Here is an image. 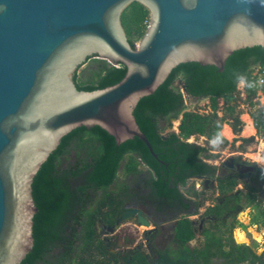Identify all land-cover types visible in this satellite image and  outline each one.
Instances as JSON below:
<instances>
[{
    "label": "water",
    "instance_id": "water-1",
    "mask_svg": "<svg viewBox=\"0 0 264 264\" xmlns=\"http://www.w3.org/2000/svg\"><path fill=\"white\" fill-rule=\"evenodd\" d=\"M132 2L149 13L133 46L122 21ZM254 46L264 48L261 0H0V264H21L33 249L34 178L64 135L98 125L117 145L137 136L157 158L133 114L140 98L182 62L224 70L235 51ZM90 56L122 62L124 77L77 89L74 73ZM174 86L186 102L180 115L208 99L190 95L180 79ZM134 218L136 226H151L127 208L105 233Z\"/></svg>",
    "mask_w": 264,
    "mask_h": 264
},
{
    "label": "trees",
    "instance_id": "trees-1",
    "mask_svg": "<svg viewBox=\"0 0 264 264\" xmlns=\"http://www.w3.org/2000/svg\"><path fill=\"white\" fill-rule=\"evenodd\" d=\"M148 20V10L138 2H132L124 10L122 21L132 46L145 32ZM91 58L95 64L87 69L84 79H81L78 68ZM84 62L74 73V82L79 90L90 91L118 83L127 71L122 62L112 64L95 56L88 57ZM258 64H264V48L261 46L235 51L228 58L224 70L212 64L182 62L169 72L152 94L140 98L133 114L158 157L170 160L168 168L174 169L175 160L183 158L184 153L185 156L189 155L190 162H196V152L203 149L200 145L183 141L181 136L196 132L214 139L221 134L223 143H227L228 139L221 133L225 120L234 130H241L243 122L237 105L226 103L225 112L220 115L219 101L225 94L239 95L240 80L248 79L252 67ZM178 77L186 78L191 93L211 97L209 105L212 111L184 112L179 133H171L167 139H163L157 130V117L176 115L185 106L183 94L172 85ZM253 116L259 131L264 127V106L256 109ZM71 148L75 150V157L64 165L62 157ZM165 148L170 149L169 155L161 153ZM125 158L123 166L126 174L137 176L141 172L140 164L146 163L151 168L154 177L150 178V186L156 195H160L163 165L137 136L117 145L114 137L98 125H80L62 137L58 147L41 165L34 178L33 196L38 208L33 226L34 246L21 264H117L113 253L99 238L95 224L99 220L111 225L121 212L129 185L121 184L119 192H112L108 188L117 179ZM197 163V168L201 169L203 163ZM183 168L186 171L187 166ZM135 181L138 187L145 189V177L140 181L136 178ZM95 190L102 191V194L88 209L87 204L91 203L92 191ZM176 234L181 236L185 248L178 255L162 253L159 259L161 264H200L201 257L208 258L212 253L223 256L230 264H242L247 259L250 260L249 264H264V261L260 262L264 254H256L247 244L232 242L231 248L226 250L221 243L214 242L211 253L208 249H189L186 244L194 236L189 222H180ZM55 250L58 251L55 258L46 260V256L55 253ZM96 256L99 260L95 259ZM131 264L148 263L142 255H138Z\"/></svg>",
    "mask_w": 264,
    "mask_h": 264
},
{
    "label": "flooded vegetation",
    "instance_id": "flooded-vegetation-1",
    "mask_svg": "<svg viewBox=\"0 0 264 264\" xmlns=\"http://www.w3.org/2000/svg\"><path fill=\"white\" fill-rule=\"evenodd\" d=\"M179 79L187 85L190 95L200 98L207 96V101L211 103V97L207 94L191 93L186 78H176L172 84L174 88L179 89L183 94L181 87L174 86V83ZM233 95L235 97L230 103H235L237 99L238 94ZM196 106L191 105V110ZM183 109L176 115L157 117L158 133L168 131L165 138L159 133L163 139H167L171 133H179L180 130L170 127L166 123L179 117L182 118L183 115L180 113ZM188 138H192V136ZM188 138L181 136L183 141L199 145ZM201 151L196 152V162H190L189 155L185 156L184 153L183 158L175 160L174 169L168 168L170 160L158 157L157 154L156 159L163 165L160 195H156L155 190L150 186V178L154 175L146 163L145 168L140 167L141 172L137 176L129 175L131 180L125 183L129 185L128 196L122 204L121 212L127 208L137 209L150 222L151 226L139 234L133 228L136 220L134 218L120 224L118 229L108 235L105 233L106 224L97 220L95 227L99 238L113 253L117 264H128L129 259L131 264L138 255H142L148 264L153 262L161 264L159 259L162 253L164 255L167 252L171 256L180 254L185 248L182 245L181 236L176 234L180 222H189L194 236L188 240L186 246L193 251L208 249L211 253L214 242L221 243V246L226 250L230 249L232 242L239 244L236 242L238 237L235 235L240 229L239 232L245 236L247 241V243L241 244L249 245L258 255L264 254V251L258 253L250 243H259L255 233L259 232V223L264 224V207H262V202H264V165L256 159L246 156L243 152H230L223 157L216 158L215 156L205 157ZM161 153L169 155L170 149L165 148ZM198 161L203 163L201 169L197 168ZM185 166H187L186 171L183 168ZM135 177L139 181L145 177V189L136 185L138 180L136 182ZM247 210L248 212H246ZM244 217L248 218L253 225H257V232L254 229H249L242 222ZM99 227L102 228L101 233L98 232ZM121 227H125V230H121ZM129 243H132L133 246L129 247ZM200 261V264H216L217 261H219L218 264H230L223 256L213 253L209 254L208 258L201 257ZM262 261H264V256L260 262ZM249 263V259L242 262V264Z\"/></svg>",
    "mask_w": 264,
    "mask_h": 264
},
{
    "label": "rangeland",
    "instance_id": "rangeland-1",
    "mask_svg": "<svg viewBox=\"0 0 264 264\" xmlns=\"http://www.w3.org/2000/svg\"><path fill=\"white\" fill-rule=\"evenodd\" d=\"M138 41V40H137ZM137 41L135 42L137 44ZM95 64L93 59H88L86 62H84L79 68V75L81 79H84L85 73L87 72V69ZM242 84L239 83L238 90L240 91V94L237 96V99L235 101V104L237 105V110L241 111L240 118L242 120V128L240 131L234 130L232 125L225 120L223 123V127L221 129V133L228 139L227 143H221L218 146H213L210 142L213 139H208L205 135H199L198 133H192L190 135H183L184 137L193 140L194 142H197L200 146L203 147L201 154L205 157H212L215 156L216 158L218 157H223L227 155L230 152H243L246 156L250 157L251 159H256L260 164L264 165V127L261 128V130L258 131L256 124H255V119L253 116V113L255 112L256 109L260 108L261 106H264V95L260 93H255V94H247L245 91L242 90ZM225 101L220 98L219 101V110L218 113L222 115L225 112ZM192 110L194 111H200V112H208L212 111L211 105H209V102L207 100H203L200 103H197L196 107H193ZM252 121V126H254V132H245V127L248 124V121ZM181 121V118L173 119L170 121H167V125H170V127H176L177 130H180L179 128V123ZM228 127V128H227ZM75 150L70 149L67 154H65L62 157V163L64 165H67L70 161H72L75 157ZM126 158L122 161V164L119 168V174L117 179H115V182L108 188L112 192H118L120 189L121 184H125L131 180L129 177V174H126L124 171V166L123 163L125 162ZM140 167H144V164H140ZM102 194V191L100 190H95L92 191V198H90L91 203L87 204L88 209H90L95 202V199L99 197ZM262 207H264V202H262ZM248 212V210L246 211ZM242 222L247 225L249 229H254L257 232V225H253L252 222L248 218H242ZM256 222V221H253ZM259 233L260 235L264 236V224L259 223ZM134 229L138 231L140 234L142 230L147 228L146 226H133ZM121 230H125V227H121ZM240 230V229H238ZM255 233V236L258 234ZM110 235V233H107ZM236 234V232H235ZM237 236V234L235 235ZM237 242V240H236ZM241 243H247V242H241ZM239 243V244H241ZM253 244V246L256 248L257 252L259 249H262L264 246V239L259 241V243ZM129 247L133 246L132 243L128 244ZM110 247V245H109ZM56 253L58 251L55 250V253H50L46 256V260H53L56 256ZM95 253V252H94ZM258 253H261L259 251ZM95 259L99 260V258L96 256ZM219 261L216 262L218 264ZM38 264H46L45 262H40Z\"/></svg>",
    "mask_w": 264,
    "mask_h": 264
},
{
    "label": "built area",
    "instance_id": "built-area-1",
    "mask_svg": "<svg viewBox=\"0 0 264 264\" xmlns=\"http://www.w3.org/2000/svg\"><path fill=\"white\" fill-rule=\"evenodd\" d=\"M245 83L242 90L247 94L260 93L264 95V64L254 65L248 79H243ZM241 83V80L240 82Z\"/></svg>",
    "mask_w": 264,
    "mask_h": 264
},
{
    "label": "clouds",
    "instance_id": "clouds-1",
    "mask_svg": "<svg viewBox=\"0 0 264 264\" xmlns=\"http://www.w3.org/2000/svg\"><path fill=\"white\" fill-rule=\"evenodd\" d=\"M261 5L264 6V0H261ZM245 83V81L242 79L241 80V84L243 85ZM223 142V137L221 134H218L210 143L213 145V146H218L219 144H221ZM237 243H241V242H246L245 241V237L242 233L239 232V230H237ZM256 239L257 241H261L262 239H264V236L262 235H257L256 236ZM259 251H264V248L262 249H259Z\"/></svg>",
    "mask_w": 264,
    "mask_h": 264
},
{
    "label": "bare ground",
    "instance_id": "bare-ground-1",
    "mask_svg": "<svg viewBox=\"0 0 264 264\" xmlns=\"http://www.w3.org/2000/svg\"><path fill=\"white\" fill-rule=\"evenodd\" d=\"M254 126H252V121L251 120H249L248 121V124L246 125V127H245V132H254V128H253ZM228 128V127H227ZM245 237V236H244ZM246 239V238H245ZM246 241V240H245ZM247 242V241H246Z\"/></svg>",
    "mask_w": 264,
    "mask_h": 264
}]
</instances>
